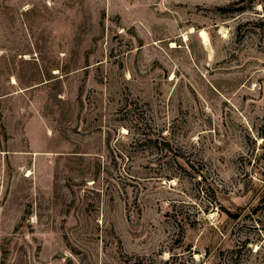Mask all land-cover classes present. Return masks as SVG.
Returning a JSON list of instances; mask_svg holds the SVG:
<instances>
[{
    "label": "rangeland",
    "instance_id": "obj_1",
    "mask_svg": "<svg viewBox=\"0 0 264 264\" xmlns=\"http://www.w3.org/2000/svg\"><path fill=\"white\" fill-rule=\"evenodd\" d=\"M0 264H264V0H0Z\"/></svg>",
    "mask_w": 264,
    "mask_h": 264
},
{
    "label": "bare ground",
    "instance_id": "obj_2",
    "mask_svg": "<svg viewBox=\"0 0 264 264\" xmlns=\"http://www.w3.org/2000/svg\"><path fill=\"white\" fill-rule=\"evenodd\" d=\"M200 37H201V39H202V43L204 44V45H206V46H208L209 45V43H210V39H209V35H208V33L206 32V31H201L200 32ZM187 39V38H186ZM14 81V80H13ZM15 82V81H14Z\"/></svg>",
    "mask_w": 264,
    "mask_h": 264
},
{
    "label": "trees",
    "instance_id": "obj_3",
    "mask_svg": "<svg viewBox=\"0 0 264 264\" xmlns=\"http://www.w3.org/2000/svg\"><path fill=\"white\" fill-rule=\"evenodd\" d=\"M167 145H169V144H167ZM226 214L228 215V217L234 218V219L239 217V214L238 213L230 212L228 210H226Z\"/></svg>",
    "mask_w": 264,
    "mask_h": 264
}]
</instances>
